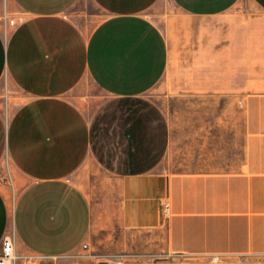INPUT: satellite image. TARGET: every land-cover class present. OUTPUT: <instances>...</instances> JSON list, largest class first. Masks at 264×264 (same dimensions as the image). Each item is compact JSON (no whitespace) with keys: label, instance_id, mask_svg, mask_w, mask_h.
I'll use <instances>...</instances> for the list:
<instances>
[{"label":"crops","instance_id":"crops-1","mask_svg":"<svg viewBox=\"0 0 264 264\" xmlns=\"http://www.w3.org/2000/svg\"><path fill=\"white\" fill-rule=\"evenodd\" d=\"M81 1L0 0V83L21 96L0 108V164L26 181L13 202L0 189V252L10 237L15 264L84 245L126 253L111 264L264 262V0H170L162 25L160 0H89V30L68 14ZM160 83L236 117H198L169 163Z\"/></svg>","mask_w":264,"mask_h":264},{"label":"rangeland","instance_id":"rangeland-1","mask_svg":"<svg viewBox=\"0 0 264 264\" xmlns=\"http://www.w3.org/2000/svg\"><path fill=\"white\" fill-rule=\"evenodd\" d=\"M68 14L85 30L91 29L101 18L100 13L93 7L89 0L79 2ZM150 15L157 24L162 25L165 16L177 15V9L170 0H160L158 4L151 9ZM1 22L2 19H0V23ZM84 83V93L102 99V94L99 93L89 81L85 80ZM147 95L162 108L171 127V152L167 157L169 163L173 158L176 160L179 159V157H177L178 151L188 147V137L191 131L193 132L194 128L202 125L203 121L198 117H221V109L224 111V117H236L235 106L220 107L218 99L207 100L193 96H171L163 90L162 83L155 86ZM20 101L21 96L6 82V80H3L0 83V108L4 111H11ZM172 152L176 156H173ZM91 169L92 172H98L92 167ZM84 173V171H80L74 176V179L79 181L80 179H78V177L81 178ZM98 176L102 177L99 173ZM25 184L26 181L14 170L9 160L7 158L3 159L0 164V189L5 196L13 202ZM103 248L97 250L93 249V247H89V249H82L65 257L49 259L43 262L35 257L25 256L24 259L18 260V262L19 264H111L109 261H112L110 259L112 256L121 257L126 254L123 252H108L103 250ZM171 261L172 260L164 258L151 264Z\"/></svg>","mask_w":264,"mask_h":264},{"label":"built area","instance_id":"built-area-1","mask_svg":"<svg viewBox=\"0 0 264 264\" xmlns=\"http://www.w3.org/2000/svg\"><path fill=\"white\" fill-rule=\"evenodd\" d=\"M162 213L166 215L168 213V206L165 205L162 209ZM84 249L87 248L86 245L83 246ZM17 256L14 252L13 242L9 237H5L2 241L1 252H0V264H15L17 261ZM30 264V263H24ZM157 264H264V262H252V263H243V262H228L219 259L218 257H212L208 261H193L190 259H181L178 261H171L165 263H157Z\"/></svg>","mask_w":264,"mask_h":264}]
</instances>
